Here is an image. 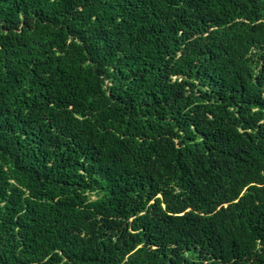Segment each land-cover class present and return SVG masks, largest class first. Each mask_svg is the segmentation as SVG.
<instances>
[{"label": "trees", "instance_id": "trees-1", "mask_svg": "<svg viewBox=\"0 0 264 264\" xmlns=\"http://www.w3.org/2000/svg\"><path fill=\"white\" fill-rule=\"evenodd\" d=\"M0 264H264V0H0Z\"/></svg>", "mask_w": 264, "mask_h": 264}]
</instances>
